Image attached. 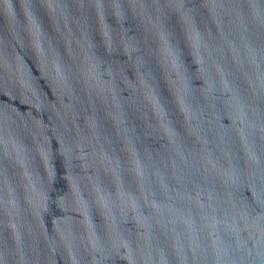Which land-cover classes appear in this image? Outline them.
<instances>
[{"label": "water", "instance_id": "95a60500", "mask_svg": "<svg viewBox=\"0 0 264 264\" xmlns=\"http://www.w3.org/2000/svg\"><path fill=\"white\" fill-rule=\"evenodd\" d=\"M0 264H264V0H0Z\"/></svg>", "mask_w": 264, "mask_h": 264}]
</instances>
